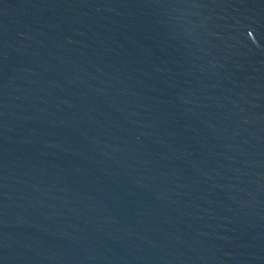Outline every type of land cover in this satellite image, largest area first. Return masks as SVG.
I'll return each mask as SVG.
<instances>
[{"label":"water","instance_id":"obj_1","mask_svg":"<svg viewBox=\"0 0 264 264\" xmlns=\"http://www.w3.org/2000/svg\"><path fill=\"white\" fill-rule=\"evenodd\" d=\"M0 264H264V0H0Z\"/></svg>","mask_w":264,"mask_h":264}]
</instances>
